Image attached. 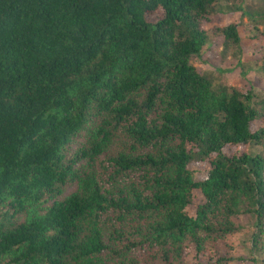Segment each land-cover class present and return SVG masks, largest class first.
<instances>
[{"label":"trees","instance_id":"trees-1","mask_svg":"<svg viewBox=\"0 0 264 264\" xmlns=\"http://www.w3.org/2000/svg\"><path fill=\"white\" fill-rule=\"evenodd\" d=\"M220 1L0 0V264H264V96L202 68L242 54Z\"/></svg>","mask_w":264,"mask_h":264},{"label":"rangeland","instance_id":"rangeland-1","mask_svg":"<svg viewBox=\"0 0 264 264\" xmlns=\"http://www.w3.org/2000/svg\"><path fill=\"white\" fill-rule=\"evenodd\" d=\"M256 0H244L241 9L255 4ZM231 6L230 2L227 0H221L217 4V13L209 17V21L204 24V29L208 32L209 42H211L213 49L217 52L221 51L223 38L221 34L217 31L224 26L232 23L238 25V33L243 43V48L241 49L242 54L234 49L229 50L223 61H217L215 66L210 65L202 66L203 69L207 71H213L215 76L222 69L229 70L225 73L226 82L235 88H243L247 82L251 83L253 86V92L257 97L264 96V74L258 69L254 68V60L250 56V51L246 52L245 48H249L253 45L263 46L264 45V29L260 25L258 26V32H252L253 25L247 20L245 16H242L240 11H228L226 6ZM261 32V34H260ZM237 58L240 59V63L237 64ZM199 66L200 64H196ZM223 70V71H224ZM261 126L264 127V120L259 122ZM228 244L232 246L230 253L234 257L247 255V250L245 248V240L242 234L233 235L228 238ZM231 264H240L235 261Z\"/></svg>","mask_w":264,"mask_h":264}]
</instances>
